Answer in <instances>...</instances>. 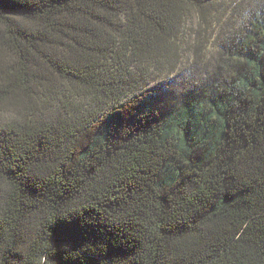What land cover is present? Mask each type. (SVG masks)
<instances>
[{
    "label": "trees",
    "instance_id": "1",
    "mask_svg": "<svg viewBox=\"0 0 264 264\" xmlns=\"http://www.w3.org/2000/svg\"><path fill=\"white\" fill-rule=\"evenodd\" d=\"M220 1L0 0V264H264V0Z\"/></svg>",
    "mask_w": 264,
    "mask_h": 264
},
{
    "label": "rangeland",
    "instance_id": "2",
    "mask_svg": "<svg viewBox=\"0 0 264 264\" xmlns=\"http://www.w3.org/2000/svg\"><path fill=\"white\" fill-rule=\"evenodd\" d=\"M242 0H221V6H220V14L222 15L221 17V26L225 23L223 22L225 20L226 17H230L229 15L232 14L234 15L233 18H231V20L236 24V25H239L241 23V20L243 19L244 17V13H245V10L242 9L241 6H238L239 3L241 2ZM195 23V22H194ZM211 26H212V30L208 32V34H211L212 32V36L214 34H216L217 32H221V27H219V23L218 21L216 20H213L211 22ZM197 23H195V27H197ZM224 26V25H223ZM229 27L226 25L225 26V30H222V33H224V31H226ZM196 29V28H195ZM214 33V34H213ZM221 33V34H222ZM210 39V38H209ZM193 40V39H192ZM191 40V42H192ZM184 56V55H183ZM189 56V55H188ZM184 58H187V56H184L183 57V62H184ZM190 63V59L189 61H187V63ZM210 67V66H209Z\"/></svg>",
    "mask_w": 264,
    "mask_h": 264
}]
</instances>
